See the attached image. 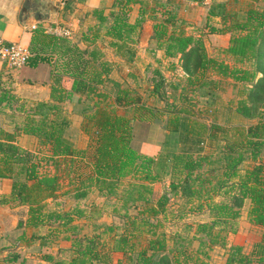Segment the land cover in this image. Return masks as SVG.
<instances>
[{
    "label": "trees",
    "instance_id": "trees-1",
    "mask_svg": "<svg viewBox=\"0 0 264 264\" xmlns=\"http://www.w3.org/2000/svg\"><path fill=\"white\" fill-rule=\"evenodd\" d=\"M181 1L113 0L108 10H91L97 24L89 27L90 34H83L95 42L105 25L109 44L131 60L137 34L144 21L152 19L151 36L156 47L163 49L166 57L178 56L185 73L177 100L166 103L163 109L144 102V93L147 97L165 96V78L158 68L148 77L150 86H142L137 77H133L136 86L113 81L109 77L112 62L96 43L81 47L70 36L49 33L42 26L31 30L29 60L54 56L49 72L50 99L21 98L10 90L0 92V104L24 113L14 131L0 127V177L12 179L10 191L0 195V203L27 206L26 217L19 218L17 227L47 226L44 234L27 235L23 229L15 241L41 239L43 245L70 241L68 246H57L54 253L41 249L39 256L46 264H209L200 252L214 244L226 245L227 234L237 230L245 199H249L248 219L263 227L262 234L248 253L240 244H230L226 264H264V0H245V6L228 9L221 0H211L207 5L208 16L221 18L220 25L207 24L208 31L229 32L221 51L233 59L232 63L209 54L202 36L185 30V19L179 14ZM134 4H138V13L130 21ZM248 62L254 66H243ZM223 78L237 83L234 110L251 121L234 127L220 124L218 98L213 104L199 103V96L212 94ZM109 83L115 86L113 95L105 89ZM74 93L85 104L81 108L88 136L85 147L75 146L65 135L69 119L61 103ZM258 99L260 106L256 105ZM132 104L149 115L144 116L143 111L137 117L127 115L124 109ZM136 119L164 121L165 131L176 137L169 159V188L156 198L151 183L159 180L163 171L153 169L161 154L141 152L133 146ZM19 132L38 137L34 150L16 141ZM41 159L50 160L53 170L41 172ZM245 161L248 163L241 172ZM92 191L121 201L124 212L117 206L112 212L126 217L123 226L99 224L103 206L94 200H85L81 206V200ZM58 193L68 194L73 202L66 208L58 207L56 201L50 205ZM168 193L182 199L178 217L206 210L209 216L195 223L191 235L173 233L171 244L161 219L167 217ZM78 218L96 222L95 228L103 225L102 231L80 234L74 222ZM118 227L121 230H116ZM194 240L198 241L195 248ZM112 251H120L122 256L114 261ZM0 264H25V259L12 250Z\"/></svg>",
    "mask_w": 264,
    "mask_h": 264
},
{
    "label": "rangeland",
    "instance_id": "rangeland-1",
    "mask_svg": "<svg viewBox=\"0 0 264 264\" xmlns=\"http://www.w3.org/2000/svg\"><path fill=\"white\" fill-rule=\"evenodd\" d=\"M211 0H205L204 2H195L191 0H182V6L179 9V13L181 12L183 8L185 7L184 14L181 15L185 19L184 28L188 33H192L195 35H200L202 38H204V41L206 43V48L209 54H213L219 58H225L227 61L232 63L231 58L225 56L223 52L221 51L222 45L225 44L229 37V32L226 33H210L208 31L207 24H221V18L219 15H207V5L209 4ZM225 2L226 8L234 7H243L245 6V0H221ZM253 5H256L257 7H262L261 4L258 2H252ZM179 57H166L165 55H157L155 57L150 56V59L147 57H141L140 61L138 62L137 66H132V64H128L130 67L129 72L125 74V72H113V77L111 80H121L123 83H129L133 86H136L137 81L133 79V77H137L138 82L142 84V86H150L148 77L152 75L153 68H158L165 80H164V87L163 90L165 91V96L162 98L158 97H147L146 93H144L145 99L144 102L148 106H152L153 108H159L163 109L166 107V103L174 102L177 100V96L179 94V91L182 87L184 82V76L185 73L183 69L181 68L179 64ZM239 64V63H238ZM134 65V64H133ZM243 66L246 67H253L254 64L244 63ZM134 74V75H131ZM261 72H257V75H260ZM114 78V79H113ZM116 79V80H115ZM237 83L232 81L230 78H223L221 82H219V86L212 89V94H206L199 96V103L201 104H213V102L216 100L217 97L218 100L216 103L219 104V110H218V122L223 125L228 126H235L245 124L251 119L244 117L242 114L237 113L234 110L235 101L238 97L237 95ZM105 89L111 93V95L114 94L115 86L113 83H109L106 85ZM217 95V96H213ZM85 105V104H83ZM256 105H261V99H258V102ZM137 105H129L127 106L124 111L127 115L131 116H139L140 113L143 111L144 116H148L147 110L140 109V107H137ZM142 108H145L144 106ZM264 109V108H263ZM80 110V108H79ZM16 111V110H15ZM141 111V112H140ZM158 111V110H157ZM24 115V114H23ZM22 116V114H21ZM16 119H21V117H17L16 114L13 115ZM71 117V123H74V127L79 126V117H75L73 114ZM256 116L253 117L255 119ZM69 119V117H68ZM142 119H136V122L141 121ZM156 120V125L163 127L164 121H158ZM144 121V120H143ZM83 125V122H82ZM80 127V126H79ZM73 132V131H72ZM150 131L146 132V130L141 131L140 138H137L136 135H134L133 140V146L138 149L141 152L151 153L156 151L160 152L161 156L157 158L159 160L155 163L153 166V169L155 171H160L163 169V171L160 174V179L157 181H154L151 183L152 190H153V198H156L159 196L164 190H168L169 188V180H170V166H169V159L170 155L173 154L172 149L174 150L175 145V134L172 132L167 133L165 129L161 133V136H157L155 138L154 136L151 138L149 135ZM142 134H145L146 138H142ZM76 136V135H75ZM162 137V139L160 138ZM160 139V140H159ZM167 139V143L163 144L164 140ZM38 141V140H37ZM33 150V149H32ZM156 152V153H157ZM163 162V165H162ZM248 162L245 161L241 168V172L244 171V167ZM40 170L41 172L46 171H52L53 165L50 160H44L41 159L40 162ZM85 167V166H84ZM64 183H67V176L63 178ZM119 192H122V189L118 190ZM88 200H94L97 204L103 206V214H101L97 219V222L100 223H111V224H118V226H123L124 221L126 217L122 216L120 213L112 212V207L117 206L118 210L122 213L124 212L125 208L120 207L121 201L117 198H115L113 195L105 196L103 194L98 193L97 191H92L89 193L88 198L81 200V206L85 204V202ZM181 198L173 197L168 193V200L166 202L167 205V217H162V214H159V217H162L163 219V226L162 229L165 230L169 244H171L170 237L175 232H183L191 235L194 231L195 223L198 221H204L208 220V211L203 212H186L182 217H178V206L181 202ZM59 202L57 205L60 208L68 207L71 202H73V199L66 194L58 193L57 196L49 201L50 205H56L54 202ZM2 205V206H1ZM249 206V199H245L244 202L241 205V213L238 217V227L235 232H229L226 236V245H220V244H214L209 247H205L204 251L200 252V256L207 261L209 264H226V258L228 255V251L230 248V244H240L242 246V251L245 253L250 252L253 244L258 241L261 237L263 227L257 224L252 223L249 221L247 216V210ZM172 209L170 212L169 210ZM26 211L27 206L25 204H12V203H0V224L4 223V226L0 228V232L7 230L6 232H12L13 236L15 234H18L20 232L21 227L14 226V223L19 220V218H25L26 217ZM75 224L79 228L80 234H91L93 232H96L95 229L98 231H102V226H99L98 228H95L94 225L96 222H93L92 220L86 219V218H78L75 221ZM192 225L191 227H187V225ZM27 228L28 226H23ZM47 227V226H46ZM45 227V228H46ZM15 228H18L15 230ZM47 230V228H46ZM45 230V231H46ZM116 230H121V227H118ZM27 235H29V231L26 232ZM104 233H102V237L104 238ZM0 244H11L10 248H8V251L16 250L19 252L20 256L25 259L26 264H35L36 258L34 259L32 257L33 252H30L28 250H24V246L26 242L28 241H15L10 240L9 243L8 240L4 239V237L0 236ZM14 238V237H13ZM36 241H38L36 239ZM64 240H59L58 243H55L52 241L51 243L45 245L42 250L46 251H52L53 253L56 251L57 246H65L62 244ZM198 244L197 240H194L192 242V247H196ZM24 245V246H21ZM68 246V245H66ZM26 247V246H25ZM3 253L6 252L5 248L2 250ZM39 254H41V249H38ZM36 253V255H39ZM112 259L116 261L118 258L122 256V252L120 251H112L111 252ZM0 257H2V254L0 253ZM43 261V260H42ZM43 264H46L43 263Z\"/></svg>",
    "mask_w": 264,
    "mask_h": 264
},
{
    "label": "crops",
    "instance_id": "crops-1",
    "mask_svg": "<svg viewBox=\"0 0 264 264\" xmlns=\"http://www.w3.org/2000/svg\"><path fill=\"white\" fill-rule=\"evenodd\" d=\"M26 0H0V34L6 40L9 41H20L24 45H28L30 36H31V24L35 23L37 26H42L43 28L54 23L67 24L70 26L72 33L70 35L73 41H76L77 44L81 47L91 46L93 43H96L104 51V56L112 62V70L109 74V77H113V72H129V63L132 66H137L141 57H147L150 59V56L164 55L163 49L156 47V41L151 36L153 28V20L147 18L141 30L136 36V41L133 43L135 47V54L131 60H127L121 54L117 53L115 49L109 44L110 37L104 34L106 26L101 27V34L96 38L95 42L83 36L84 33L90 34V26L97 24L95 16L91 13V10L95 7H104L105 10H108L112 6L113 0H33L30 1L33 5L32 8H39L43 14H47L48 18L41 21L30 20V17L26 15H21V8L24 5ZM196 2V1H195ZM38 3L41 5L37 6ZM192 3V1H191ZM182 6V3H181ZM181 8V7H180ZM185 7L180 15H183ZM138 13V4H134L129 20L134 21ZM185 17V16H183ZM29 18V22H28ZM90 32V33H89ZM204 40V38H203ZM206 46V43L204 41ZM224 46V44L222 45ZM207 47V46H206ZM207 49V48H206ZM213 55V54H212ZM54 56L50 60L46 59H37L36 61L29 60L26 64L20 68L11 67L5 60L0 58V92L5 90L12 91L16 96L21 98H31L34 100H48L50 99V82L49 81V72L54 65ZM134 64V65H133ZM127 72V73H126ZM114 79V78H113ZM116 80V79H115ZM138 80V79H137ZM47 81V82H45ZM121 82V80H116ZM111 84V83H110ZM108 85V84H107ZM62 106L69 117V124L65 129V135L73 142L75 146L85 147L87 145L88 136L85 133L83 128V116L81 113V108L83 103L78 101V94L74 93L72 98L66 99L63 101ZM80 108V110H79ZM11 108L9 105H6L4 102L0 104V127L4 128L7 131H14L18 125L23 121V112ZM21 117V119H16L13 117L15 115ZM22 114V116H21ZM72 114L76 117H79V126L73 128L74 123H71ZM73 125V126H72ZM146 130L150 131L149 135L151 138L154 136H161L164 128L156 125L155 122H149L147 120H141L133 122V138L134 135L137 138H140L141 131ZM73 131V132H72ZM76 135V136H75ZM167 135V132H166ZM146 135L142 134V138L145 139ZM162 139V137H160ZM38 137L31 133L19 132L16 135V141L23 147L28 149H35L37 146ZM134 140V139H133ZM147 140V138H146ZM160 140V139H159ZM157 151V148H156ZM155 151V152H156ZM154 153V151L152 152ZM158 153V152H157ZM12 185V179L10 177L4 176L0 177V195L6 194L10 191ZM2 206V205H1ZM4 226V223L0 224V228ZM14 226L17 227L16 222ZM46 225H40L36 227L28 226L27 228L21 226V231L23 229L31 234H44L46 230ZM18 228H15V230ZM0 232V236L4 239L14 240L12 232ZM1 238V237H0ZM26 242L24 250H28L29 253L33 252L32 257L36 260L35 264H43L46 261L40 258L38 249H42L45 245L42 244L41 239ZM64 240L63 245H69V240ZM11 244H0V253L3 258L8 253V248L11 247ZM5 248L6 252L3 253ZM39 254V255H36ZM43 260V261H42ZM26 264V263H25ZM34 264V263H33Z\"/></svg>",
    "mask_w": 264,
    "mask_h": 264
},
{
    "label": "built area",
    "instance_id": "built-area-1",
    "mask_svg": "<svg viewBox=\"0 0 264 264\" xmlns=\"http://www.w3.org/2000/svg\"><path fill=\"white\" fill-rule=\"evenodd\" d=\"M35 23L31 24V28H35ZM44 30L61 36H70L72 30L67 24L54 23L44 27ZM31 53L26 45L20 41L6 40L0 34V58L5 60L11 67L20 68L29 60Z\"/></svg>",
    "mask_w": 264,
    "mask_h": 264
},
{
    "label": "water",
    "instance_id": "water-1",
    "mask_svg": "<svg viewBox=\"0 0 264 264\" xmlns=\"http://www.w3.org/2000/svg\"><path fill=\"white\" fill-rule=\"evenodd\" d=\"M30 1L33 0H26L24 5L21 8V15H24L26 13V15H28L30 17V20H34V21H41V20H45L48 18L47 14H43L39 8H32V4ZM37 6H41L39 3ZM28 22H29V18H28Z\"/></svg>",
    "mask_w": 264,
    "mask_h": 264
}]
</instances>
